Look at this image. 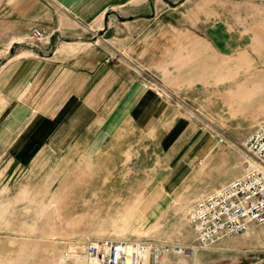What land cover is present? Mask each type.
<instances>
[{
	"label": "rangeland",
	"instance_id": "374dc122",
	"mask_svg": "<svg viewBox=\"0 0 264 264\" xmlns=\"http://www.w3.org/2000/svg\"><path fill=\"white\" fill-rule=\"evenodd\" d=\"M7 1L0 0V62L10 50L3 28ZM133 16L103 37L93 32L92 46L107 49L110 63L124 65L127 78L134 73L148 90L173 105L174 116H188L192 125L175 133L166 123V109H159L163 114L149 131L128 122L121 135L130 139L134 151L127 154L140 156L122 159L121 174L111 175L107 187L95 184L92 190L72 193L56 185L34 186L28 196L17 198L18 205L23 200V213L18 208L7 216L0 209V264H79L76 256L92 238L194 246L187 210L204 198L202 191L239 177L252 163L242 141L264 121V0H188L169 14L157 15L163 28H142L144 21ZM166 24H173L175 32ZM185 30L189 34L181 35ZM51 36L33 28L19 44L38 48L49 45ZM179 38L189 46L179 45ZM144 48L153 49L162 63L167 54L179 69L188 54L191 72L174 80L157 77L134 61ZM123 55L126 61L118 62ZM148 138L151 151L144 147ZM153 152L157 157H149ZM55 164V158L34 157L19 169H56ZM189 164L188 175H173L174 169ZM58 169H69V159H62ZM96 179L101 183L105 178ZM164 264H264V224L192 254L170 255Z\"/></svg>",
	"mask_w": 264,
	"mask_h": 264
},
{
	"label": "crops",
	"instance_id": "0c3cea01",
	"mask_svg": "<svg viewBox=\"0 0 264 264\" xmlns=\"http://www.w3.org/2000/svg\"><path fill=\"white\" fill-rule=\"evenodd\" d=\"M187 2L8 0L5 3L3 28L10 50L0 62V209L5 208L7 216L13 215V209L24 212L23 200L18 205L17 198H22L24 193L28 196L34 186L38 189L40 185H56L72 193L92 190L95 184H101L102 189L107 187L111 175L121 174L122 159L125 161L127 155L129 158L140 156L127 154L134 151L130 139L121 135L128 122L130 126L138 125L149 131L156 125L158 115L163 114L159 109H166L169 111L165 113L166 123L175 133L192 125L188 116H174L173 105L164 103L148 90L134 73L133 78L130 75L127 78L124 65L110 63L107 49L92 46L93 32L98 30L103 37L112 28L125 24L124 19H134L133 15L144 21L139 24L142 28L155 25L163 28L164 24L156 21L157 15L169 14ZM147 12L150 14L145 17L143 14ZM166 25L175 32L173 24ZM33 28L51 34L50 44L38 48L20 45L19 40L26 39ZM185 31L181 35L189 34ZM87 35L92 38H86ZM162 39L167 41L165 37ZM177 42L181 46L190 43L180 38ZM18 47L25 50L18 52L15 50ZM153 52L144 48L134 61L159 78L174 80L189 75L188 54L179 69L173 60H168L167 54L162 65ZM124 58L127 56L117 61H126ZM183 107L186 109L181 104ZM151 142V138L144 141L145 149L154 148ZM152 156L157 157L155 152L149 157ZM34 157L55 158L56 169H19ZM62 159H69V169H58ZM95 164L102 168L95 169ZM189 167L191 164L172 173L188 175ZM97 176L105 179L99 183ZM223 184L202 191L201 198Z\"/></svg>",
	"mask_w": 264,
	"mask_h": 264
},
{
	"label": "built area",
	"instance_id": "2783aa9c",
	"mask_svg": "<svg viewBox=\"0 0 264 264\" xmlns=\"http://www.w3.org/2000/svg\"><path fill=\"white\" fill-rule=\"evenodd\" d=\"M33 36L40 38L39 31ZM252 163L243 174L196 201L186 212L195 245L92 238L82 244L79 264H164L170 255H186L240 236L264 224V121L242 141Z\"/></svg>",
	"mask_w": 264,
	"mask_h": 264
}]
</instances>
